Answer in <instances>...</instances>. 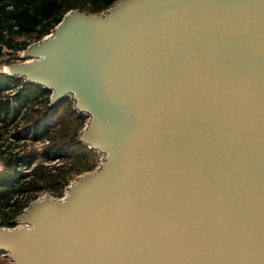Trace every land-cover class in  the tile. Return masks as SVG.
Segmentation results:
<instances>
[{"label": "water", "instance_id": "water-1", "mask_svg": "<svg viewBox=\"0 0 264 264\" xmlns=\"http://www.w3.org/2000/svg\"><path fill=\"white\" fill-rule=\"evenodd\" d=\"M20 59L99 160L0 222L8 264H264V0L70 9Z\"/></svg>", "mask_w": 264, "mask_h": 264}, {"label": "trees", "instance_id": "trees-1", "mask_svg": "<svg viewBox=\"0 0 264 264\" xmlns=\"http://www.w3.org/2000/svg\"><path fill=\"white\" fill-rule=\"evenodd\" d=\"M115 0H0V45L10 53L23 50L28 43L15 42L17 36H33V41L48 34L70 9L100 12ZM1 57V53H0ZM7 58L1 65L10 64ZM18 85L14 94L15 106L3 98V91ZM50 92L41 86L9 77L0 71V222L12 227V219L24 209L30 200L23 201L24 193L50 190L61 196L63 187L72 174L91 170L95 151L76 141L78 131L84 126L86 115L72 108L68 96L55 104H49ZM23 120V125H18ZM26 122V123H25ZM18 123V124H16ZM10 137L13 141L8 140ZM8 140V145L4 142ZM46 144L38 150L15 149L20 140ZM73 153V154H71ZM51 160L66 163L46 166L34 160ZM33 164V165H32ZM32 165V166H31ZM26 172H21L18 167Z\"/></svg>", "mask_w": 264, "mask_h": 264}, {"label": "rangeland", "instance_id": "rangeland-1", "mask_svg": "<svg viewBox=\"0 0 264 264\" xmlns=\"http://www.w3.org/2000/svg\"><path fill=\"white\" fill-rule=\"evenodd\" d=\"M33 36H17V37H14V41L15 42H27L28 44H30V43H32V42H34L33 41ZM21 51L22 50H19V51H17V52H13V53H10L9 51H5V49L4 48H2V51L0 52L1 53V57H0V62H4L5 60H7V58H9L10 59V62L11 63H14V62H19V61H22V59H20V53H21ZM7 65V64H6ZM5 64L4 65H1L0 64V71H2V70H4L5 69V67L4 66H6ZM20 122L21 123H16V124H18V125H23V120H20ZM26 123V122H25ZM85 124V123H84ZM12 139H10V141H11ZM4 144L5 145H8V140L6 139V142H4ZM46 144V142H38V143H36V142H33V143H31L30 141H27V140H23V141H19V143H17L16 144V148L15 149H17L18 150V147L21 145L22 146V148H23V151L24 150H26V151H30L31 149H36V152H37V154L36 155H39V148L40 147H43L44 145ZM71 154H73V153H71ZM91 156V159L94 161V165L92 166L93 168H95L96 167V165H97V162H98V160H99V154L96 152V153H94V154H92V155H90ZM56 158H54V159H49V160H42L41 158H37V159H35L34 160V163H40V164H42L43 166H46L47 167V169H48V171H50V172H53V169L52 168H50V167H52V166H55V165H58V164H60V163H66L67 162V160L66 159H64V160H62V161H59V163H57L56 162ZM19 168V170L21 171V172H26L27 170L26 169H28V167H26L25 169L23 168V167H18ZM92 168V169H93ZM91 169V170H92ZM87 171H89V170H87ZM82 172H85V171H80L78 174H80V173H82ZM77 174V175H78ZM77 175H75V174H72L71 175V177L68 179V181L66 182V184H65V186L63 187V189H62V192H61V196L60 197H62L63 195H64V193L66 192V188H67V186L73 181V179L77 176ZM43 195H47V196H50V197H53V198H60V197H56L54 194H53V192H51L50 190H42V191H37V192H35V193H24L23 195H22V200L23 201H28V199L30 200V199H32V197H34L32 200H30L29 202H28V204L30 203V202H32L33 200H35L36 198H39V197H41V196H43ZM1 220V219H0ZM12 222H13V219H12ZM3 227H5V226H3ZM8 260L5 258V256H4V254L3 253H1L0 252V264H8Z\"/></svg>", "mask_w": 264, "mask_h": 264}, {"label": "built area", "instance_id": "built-area-1", "mask_svg": "<svg viewBox=\"0 0 264 264\" xmlns=\"http://www.w3.org/2000/svg\"><path fill=\"white\" fill-rule=\"evenodd\" d=\"M19 86L18 85H12L10 88L6 89L3 91V98L5 100H7L8 104L11 105V106H15L16 105V102L14 101V94H15V91L16 89L18 88ZM8 140H10L11 138L8 137L7 138ZM24 140V139H23ZM23 140H20V141H23ZM13 141V140H11ZM39 141H36V143H38ZM41 142V141H40ZM43 142H47L46 140H44ZM57 161V160H56ZM33 165V164H32ZM31 165V166H32ZM27 170V169H26Z\"/></svg>", "mask_w": 264, "mask_h": 264}, {"label": "bare ground", "instance_id": "bare-ground-1", "mask_svg": "<svg viewBox=\"0 0 264 264\" xmlns=\"http://www.w3.org/2000/svg\"><path fill=\"white\" fill-rule=\"evenodd\" d=\"M4 70H6V69H4Z\"/></svg>", "mask_w": 264, "mask_h": 264}]
</instances>
